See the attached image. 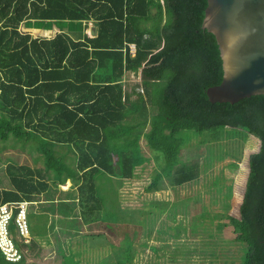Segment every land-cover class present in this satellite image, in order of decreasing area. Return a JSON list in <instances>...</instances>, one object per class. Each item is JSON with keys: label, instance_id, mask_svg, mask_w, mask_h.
<instances>
[{"label": "trees", "instance_id": "trees-1", "mask_svg": "<svg viewBox=\"0 0 264 264\" xmlns=\"http://www.w3.org/2000/svg\"><path fill=\"white\" fill-rule=\"evenodd\" d=\"M206 6V0H0V140L12 138L43 160V167H6L12 189L0 190V204L46 191L52 171L54 184L68 188L69 180L84 215L97 218L120 181L146 162L141 139L157 154L159 171L145 188L154 192L163 178L196 181L194 168L178 159L191 135L208 132L220 149L222 130L242 131L259 147L247 160L240 205L224 202L225 213L216 215L224 222L216 228L242 226L241 264H264V95L233 104L208 99L206 90L221 83L223 71L215 37L201 27ZM52 20L66 21L67 32L34 39L19 29ZM89 21L95 36L74 39L73 28ZM128 44L135 45L133 57ZM126 73H140L128 94ZM242 157L239 151L236 158ZM41 231L34 233L43 237ZM23 263L24 257L12 263L0 252V264Z\"/></svg>", "mask_w": 264, "mask_h": 264}, {"label": "rangeland", "instance_id": "rangeland-1", "mask_svg": "<svg viewBox=\"0 0 264 264\" xmlns=\"http://www.w3.org/2000/svg\"><path fill=\"white\" fill-rule=\"evenodd\" d=\"M20 27L21 25L19 29ZM75 35L81 36L80 31L73 29L71 36L74 38ZM139 74L135 77L126 73L131 84L136 83ZM204 140L211 143L208 132L191 135L178 151L182 166L194 168L196 181L176 185L171 178H163L158 191L146 192L145 188L155 172L159 171V165L154 159L157 154L141 139V155L146 158V162L134 168L129 180L120 181L116 193L111 196L105 206L106 210L102 212L103 222L98 223L97 231L101 232V236L92 238L96 243L107 247V251L90 261V257L79 252L81 244L79 245L78 240L72 241L76 242V260L81 264H100L102 259H105V264H241L243 227L238 230L230 222L228 228L218 231L216 225L224 220L217 219L216 215L225 213L224 202L230 203V206L240 205L243 194L241 189L248 172L247 160L250 154L258 150L259 142L242 131L232 129L222 130L218 143L222 145L220 149H215V141L208 145L202 143ZM56 150L65 153L67 159L74 156L65 148L58 147ZM239 151L243 155L241 160L236 158ZM37 157L36 152L12 138L0 140V190L12 189L5 171L8 165L26 163L32 166L36 163V166L43 167L42 158L37 162L34 160ZM232 163H236L237 167H233ZM46 175L50 178V189H54L61 203L69 206L73 217L70 221H75L80 226L79 216L81 219L87 216L82 207L77 205L76 189L71 186V182L68 188L67 184L58 188L54 180H51L53 172L46 171ZM230 186H233V193ZM229 190L230 196L225 198ZM165 199L169 204L155 202L166 201ZM29 207L32 209V206ZM29 212L32 213L28 208ZM60 221L69 222L65 219ZM90 233L96 235L97 232L91 228ZM58 239L56 236L55 240ZM89 240L83 246H87Z\"/></svg>", "mask_w": 264, "mask_h": 264}, {"label": "water", "instance_id": "water-1", "mask_svg": "<svg viewBox=\"0 0 264 264\" xmlns=\"http://www.w3.org/2000/svg\"><path fill=\"white\" fill-rule=\"evenodd\" d=\"M206 1L201 27L215 37L223 71L221 83L206 90L208 99L233 104L264 95V0Z\"/></svg>", "mask_w": 264, "mask_h": 264}, {"label": "crops", "instance_id": "crops-1", "mask_svg": "<svg viewBox=\"0 0 264 264\" xmlns=\"http://www.w3.org/2000/svg\"><path fill=\"white\" fill-rule=\"evenodd\" d=\"M28 23H31L30 24L31 28L25 29L23 24H21L20 28L25 30L27 33H29L34 39L35 38H39V39L40 38H53L56 34L63 33L65 31L67 32L68 27H69L66 21H53V20L44 21V22L29 21ZM84 23L85 22H83L82 29H77V28H73V29H75L76 31H80L81 36L79 37H83L84 34H86L88 37H92L90 32L93 29L95 30V26L93 25V22L92 21L87 22L86 26H84ZM95 34H96V31H95ZM74 39H78V37L75 35ZM135 84L136 83L131 84L130 79L128 78L124 80V85L122 86V90H124L125 93L128 94L127 91L130 92V89L133 86H135ZM124 98L125 96H124V93L122 92L123 102L125 101ZM179 163L181 164L180 161ZM66 182L70 183L69 180H67ZM47 185H48V188L46 191L44 192L41 191L39 194L34 195L30 199L33 203V205H30L32 206V209H30L29 207V211L31 210L32 212L31 214L29 212L32 222L30 221L29 223V219H28V223L30 224L29 230H30V234L32 237V241L30 245H28L27 247L26 246L23 247L25 251L23 264H81V262L76 260L77 255L75 256L74 254L76 242L75 243L73 242L76 240H78L79 245L81 244V247H79V252L83 254L85 253L86 257L87 256L90 257L91 258L90 261L96 260L95 256H99L100 253L107 251V247L102 246L101 244H98L96 243V241L92 240V238L96 236H99V235L101 236V232L98 233L97 231L99 227L98 223L103 222L102 220L104 218H103L102 212L106 210L107 207L106 208L104 207L105 209L102 210L99 217L97 218L86 215L87 218L84 217V219H81V217L79 216L78 219L80 220V226L78 225L79 226L78 227L75 221L74 222L70 221L73 219V217H72V213L65 211L66 210L65 207L67 206L65 205L64 207L63 205H60L62 201L58 199L57 194L54 193V189L52 190L50 189L51 188L50 180L47 181ZM60 186L61 184H58V188H61ZM72 187L76 188L75 185ZM30 200L27 202H30ZM165 200L166 201L157 200L155 202H159V203L162 202V203L169 204L167 199ZM63 209L65 212H63ZM163 209H166V208L163 207ZM160 213L163 214V212H160ZM192 213H195V212H192ZM61 219H65L69 222L62 223L60 221ZM30 228L32 229V231ZM39 228H42L41 232L45 231V235L43 237L38 236L37 235L38 233L36 234L34 233ZM91 228L95 229V232H97L96 235L90 233ZM87 235H89L91 238L88 237ZM56 236L59 238L58 240H55ZM65 237H67V239ZM85 238H86V241H84ZM97 239L99 240V238ZM87 240H89L90 243L87 244V246H83L84 242H87ZM93 241H94V245H92ZM72 243H73V247L70 248V245ZM51 246L55 247L56 250H54V248ZM63 247L65 249H63ZM104 262H105V259H102L100 264H105Z\"/></svg>", "mask_w": 264, "mask_h": 264}, {"label": "built area", "instance_id": "built-area-1", "mask_svg": "<svg viewBox=\"0 0 264 264\" xmlns=\"http://www.w3.org/2000/svg\"><path fill=\"white\" fill-rule=\"evenodd\" d=\"M127 46L129 54L133 57L135 45ZM139 81L140 76L136 83ZM137 91L143 93L141 88ZM31 204L33 203L27 201L0 204V252L6 261L19 262L25 255L23 247L29 245L32 240L28 223V208Z\"/></svg>", "mask_w": 264, "mask_h": 264}]
</instances>
